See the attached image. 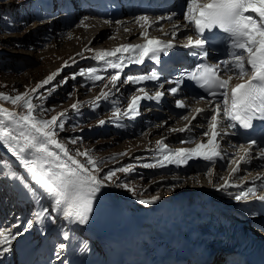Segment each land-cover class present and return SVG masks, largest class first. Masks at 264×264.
Returning a JSON list of instances; mask_svg holds the SVG:
<instances>
[{"label": "snow or ice", "instance_id": "6c2138e0", "mask_svg": "<svg viewBox=\"0 0 264 264\" xmlns=\"http://www.w3.org/2000/svg\"><path fill=\"white\" fill-rule=\"evenodd\" d=\"M175 13L167 16H160L153 19L148 15H140L134 18L135 23L142 29L140 38L145 42L143 44H123L113 50H100L94 53L97 61L104 62L107 67L116 70L115 74L108 78L113 89L121 82V73L125 66L132 64H143L145 60L159 62L161 53L167 55L168 51L175 47L173 43L178 37L180 25L174 22ZM186 22L185 28H191L193 34L197 37L193 40L192 35H187L186 45L192 51L189 55L196 57L200 63L193 66L192 69H185L178 75L174 81L176 86L169 89L175 96L180 91V86L185 80L194 82L198 87L205 90L209 99V111L212 113L206 119L208 121V131L203 135L208 136L206 142L197 143L194 148H180L175 151L169 150L163 140L157 141L158 157L153 163H144V168H166L168 165L180 167L187 165L193 158L203 159L209 165H214L218 159H223L221 143L218 137L227 135V131H222V125L226 122L228 129L260 130V136L264 141V0H187L186 11L182 14ZM90 19L85 16L80 20L79 26L87 27L85 21ZM167 20L173 24L171 39L164 42L159 38L151 37L149 29L156 27L160 21ZM104 23L110 24L112 21L105 20ZM116 23H120L117 21ZM125 32L130 31L124 27ZM163 31L162 27L157 28ZM215 30L225 34V39L230 41L228 44V59L220 60L216 64L204 63L208 59V50L205 47L209 43L210 36ZM167 35V33H165ZM114 38V37H112ZM86 51H92L86 48ZM78 55H83L78 53ZM73 60L75 58H72ZM68 63L65 62L64 67ZM227 75V79L223 75ZM59 72L53 73L44 79L36 89L49 85ZM81 76H86L93 83L105 79L97 69L90 68L87 71L81 70ZM233 76L244 81L230 87ZM75 75L72 79H75ZM157 81L159 75L151 72L146 75L129 76L124 83L142 84L145 81ZM67 81L65 80L64 83ZM108 85L106 84L105 87ZM55 91L50 88L49 92ZM143 96L134 95L128 103L127 110L123 113L117 108L113 112L114 118L118 121L121 116L134 118L139 114L140 101L152 99L157 102L163 97L164 93L157 91L154 96H149L144 88H139ZM106 99L107 92H101ZM99 100L100 97H97ZM204 99L203 97L197 98ZM0 101L11 103L21 108L20 112L10 111L7 108L0 107V144H2L12 156L18 161L32 181L42 190V197L48 198L52 202V209L62 215L68 224L83 225L93 211V204L101 190L109 183H116L117 171L128 174L132 171L131 165L119 169L109 170L104 175H99L100 167L105 162L96 159L91 150L80 152L77 150L75 155L71 154L64 144L57 140L56 129L61 131L64 124L60 117L53 116L50 120L40 118L36 106L32 103L29 93L18 94L15 97L0 93ZM73 109L77 105H72ZM177 109H186L188 105L182 99L175 101ZM46 111V109H42ZM196 115H192L191 120H195L197 115L204 112L203 109H195ZM63 116V113L60 114ZM181 118L189 121L185 128L171 129L174 132H184L191 130V120L188 114L181 113ZM259 121V125L255 122ZM101 124L104 121L100 122ZM235 134V131L232 132ZM183 143L194 142L182 141ZM72 144L77 140L73 139ZM258 144L257 139H252L247 147L240 146L239 160L246 161L251 155V149ZM78 157H84L85 162H81ZM258 158L264 161V143H261ZM236 167L232 168L230 177L235 176L239 171V164L232 161ZM211 170L206 171V175L211 176ZM15 179L28 189L33 197L36 193L29 188L23 177L15 176ZM256 180L264 182V177L257 175ZM255 184V180L253 181ZM116 186L123 187L129 192L134 193V189L127 183H116ZM230 179H225L221 188L231 187ZM220 190V189H218ZM255 197L264 202V195H257L255 187H248L240 191L235 199L237 201L247 200L249 197ZM159 199L153 196L149 200H140L144 205L155 203ZM48 208H42L35 213L36 222L42 223L48 216ZM29 221L28 227L32 226ZM20 233H12L8 229H0V244L10 246ZM64 238L68 239V232H64ZM65 245L61 244L60 248ZM4 251H8L6 247ZM59 255V253H57Z\"/></svg>", "mask_w": 264, "mask_h": 264}, {"label": "rangeland", "instance_id": "374dc122", "mask_svg": "<svg viewBox=\"0 0 264 264\" xmlns=\"http://www.w3.org/2000/svg\"><path fill=\"white\" fill-rule=\"evenodd\" d=\"M25 2L26 0H0V93L12 97L24 93L31 94L32 89H36L37 86L46 77V75L50 73V71H53L54 73L60 67V61L67 58V53L69 50H74V53H77L78 51H82L85 48V44H82L84 43V40H80L82 32L74 33L75 35H72L74 42L69 41L72 38H67V34H65L61 38L57 37V41L56 39L50 41V43H48L46 46H37L36 44L40 40V30H35V32L34 30L32 31V29H35L34 24L37 22L33 23L32 26H30L31 24L25 26V19H21L18 25H16V28L19 29L18 32L15 31L5 33V31L1 27V23H8L9 21H4V19L7 18L4 13H6L7 11L9 13L14 9L23 8ZM18 14L19 11L15 15V17L11 18V21H14V19L18 17ZM13 24L14 22H12L10 25ZM78 29H80V27L75 29L74 32H76ZM42 33L44 35L43 31ZM111 36L112 35L108 36L106 39L103 38L102 40L104 41L100 43V45H104V43H106L105 40H108ZM75 42L77 45H75ZM74 46L75 48H72ZM85 55L87 54L83 53L82 57ZM77 58L79 59V57H75L74 60H76ZM72 60L73 59H70V61ZM15 68H20V71H17L18 69ZM73 75H75V73L66 72L62 76L61 74L56 76L57 79H60L56 85L52 86L54 88H58L57 90L50 93V87L45 89L43 87L41 88V90H43L42 92L31 97L32 103L37 108L36 114L42 119L50 120L53 116L59 115V113L63 111V109L67 110V114H64L60 117L61 122L64 124V129L62 131L59 128L56 129V138L59 143L64 144L69 152L73 153L74 155L77 150H79L80 152L91 150L93 156L96 159L105 161L100 167L99 175L101 176L109 170L121 168L120 165L124 164L127 161H136L143 159L139 158L141 155L140 152H137V150L141 148H147L148 140L130 139L118 141V136L110 138L106 137L105 135L101 136L99 134H96L95 136L90 137L86 136L84 132L76 133V130L79 127L77 124L78 118L71 112L72 105L75 103L78 106L89 104L87 100L93 99L96 94L100 93L102 91L103 84L100 83L99 85H91L90 87H80L76 89V86L72 85L69 80V77ZM65 80L67 81L66 83H64ZM104 82H107V80ZM132 95L133 94H131L128 99L132 98ZM0 103L5 104L9 108L17 109L19 112L21 111V108L19 106H14L11 103H7L4 101H0ZM42 109H46V111H42ZM94 109L96 108L94 107ZM83 116L87 117L86 114H83ZM180 122L182 125V120H176L173 124L176 123L178 125L173 126V124H170L171 126L166 128L165 131L169 133L167 129H176L180 127ZM160 136L163 137L162 134H160ZM73 139L77 140L76 144L71 143ZM119 155L126 156L115 164L114 162H111V160L114 158L112 156ZM79 158V160L85 162L84 157ZM136 164L141 165L140 163ZM147 170L148 168H139V170L136 169V173L130 172L128 174L117 171L116 175L118 180L116 181V183H127L129 187L134 189V193L136 195L146 197L159 193H163V195L167 196L173 194L174 192L179 193L186 187H189L190 184L198 185L200 183H209L208 176L203 177L204 175L200 174V176H202L200 177V179H198L199 174L194 175V177L193 174H188L187 176L183 177V180L185 179V181H181L178 186L174 188H162L161 185H158L160 176L149 178L150 172H148ZM11 173H17L18 177H22L20 171L9 160L7 154L0 152V196L3 200H6L8 204L13 205L14 207V205H17L18 202H20V198H22V195L32 194L28 189L21 190L18 186L19 180L15 179V177L12 176ZM221 175L222 177L219 178V182L223 181V179L225 178V174ZM215 176H218V174H215L213 178H215ZM116 183L109 184H111L117 190V192L121 191V194L119 195L123 194V190H125L124 192H128L125 188L116 186ZM128 195L135 196L134 194ZM39 201L42 202L40 198ZM50 204L52 206L51 201ZM43 205L44 204L40 206L42 207ZM51 206H45V208L49 209L50 216H52ZM34 207L35 206L33 203H29L28 208L31 212L32 222H34V213L32 210ZM63 230H67V228L64 227ZM83 233L87 234L86 232ZM85 239L88 240V238ZM95 244H97L96 241ZM84 246L87 249H90L89 251H87L86 249V253L90 254L93 248L86 246V244ZM95 251H93L90 257L94 256Z\"/></svg>", "mask_w": 264, "mask_h": 264}, {"label": "bare ground", "instance_id": "6f19581e", "mask_svg": "<svg viewBox=\"0 0 264 264\" xmlns=\"http://www.w3.org/2000/svg\"><path fill=\"white\" fill-rule=\"evenodd\" d=\"M87 17H89V16H87ZM89 18L90 19L85 21V24L87 25L86 28L83 26H79V23H78V26L76 25V27L71 28L70 30H68L66 32V34H67L66 37L69 39L72 38V35L74 33H81L82 32L81 36H80V40H84V43H82V44H85L84 45L85 48L82 51L81 50L78 51L77 53H74V50H69L67 53V58L60 61V67L54 73L59 72V75H60L65 70H71L73 65L80 66V67H86V66H90V65L95 64V65H104V68H109V67H107V65L104 62L97 61L94 58V53L96 51H100V50H109L110 51V50H113L120 45H123V44H128V43L134 44V43H140V42L144 41L143 39L140 38V33H141L142 29L135 23V20L129 22L128 24H126L122 28L121 27L116 28L115 26H113L116 22H113L112 24H106V23H104V21H101V20L97 19L96 17H89ZM152 18L155 19L156 17H152ZM125 19L128 20L129 17H126ZM125 19L122 18L120 21H123ZM177 21H174V22L177 23ZM179 21L183 22L182 19ZM116 25H118V23H116ZM171 25H173V24L172 23L164 24L162 28L166 27V30H167V28ZM182 26L184 27V24ZM78 27H80V29H78L76 32H74L75 29H77ZM124 27H127L128 29H130V31L125 32L123 30ZM34 28L35 29H32V31L34 30V32H35V30H37V31L41 30L42 31L43 29H46V24L40 25L38 23H35ZM186 29L188 31L189 28H186ZM159 32L160 31L157 30V27H155L153 30H151V31L149 30V35L151 37H156L159 34ZM54 33L56 34L57 31L55 30ZM110 35H112V36L108 40H105L106 43H104V45H100V43H102L104 41L102 39L103 38L106 39ZM112 37H114V38H112ZM56 41H57V39H56ZM69 41L74 42L73 38L70 39ZM75 45H77L76 42H75ZM72 48H75V46ZM86 48H91L92 51L86 52V50H85ZM78 53H82V54L85 53L87 55L82 57V55H78ZM75 57H79V59L77 58L76 60L70 61V59L75 58ZM65 62L68 63L67 67H63L65 65ZM61 66L63 68H65V70H60ZM104 77H105L104 81H106V80H108L109 76H104ZM239 80L240 79L233 76L231 84L234 85L235 83L239 82ZM102 81H99L98 84H95V85H99L100 82H102ZM54 82L55 81L53 80L49 85H46V86H50ZM124 87L126 89L132 88L130 84H126ZM136 94H139V92L133 93V95L131 97H133ZM136 96H140V95H136ZM130 101H131V98L129 99V102ZM0 107L7 108L10 111L19 112L17 109L9 108L8 106H6L5 104H2V103H0ZM164 120H166V126H162V124L164 123ZM171 121H172L171 119L167 120V117L161 118L158 121L157 127H158V130L160 131V133L163 135L164 144L169 143L171 141H175L176 139H179V137H180V132H178V131L177 132L171 131L169 133H167V131H165L166 128L171 126L170 125ZM179 124L181 125V122ZM176 125H178V124H176V123L173 124V126H176ZM184 125H185V123H184ZM222 127L226 128V122H224ZM0 146L4 149V151L7 153V155L15 162V164L17 166H19V163H18V161H16L15 157L12 156L11 153L8 152V150L2 144H0ZM251 152H252V155L246 161H244V162H241L240 160L236 161L240 166L239 171L237 173L241 172L243 168H246L247 170L244 171L245 174L246 173H252V175L244 177L242 187L243 188L244 187H247V188L248 187H255L257 189V191L260 189V192L257 193V195H264V182H262L261 180H256L257 175L264 177V161H262L258 158L259 149H255L252 147ZM260 166H262V168H259ZM19 168L24 172V174H26L27 177H29L28 174L25 172V170L22 167L19 166ZM216 168H217V166H214V170ZM198 174H199L198 179H200V177H201L200 173H198ZM215 174L219 175V172L216 171L214 173V175ZM228 176H230V174ZM254 180H255V184H253ZM194 185L195 184H192V185L190 184L189 187H186L184 190H182L176 194H170V195L165 196V195H163V193H159V194L150 195L148 197L141 196V195L131 196V195H126L124 193L122 195H119L117 190L112 185L104 187L101 190V193L98 194L97 199L93 204V211H92V213L88 219V222L86 224H83V225L74 224V230L76 231V233H78L79 231L80 232H86L97 243L96 244L97 245L96 251L94 250L95 254H94V256L91 257V258H96V259H94L90 262H84L83 264H115L112 261V254H111V249H110L109 241H108L109 239H108L107 234L105 233V225L108 222L110 214L115 213V212L127 213L130 210H134V211L143 210L146 207L144 204H141L139 201L142 199L149 200L153 196L159 197V199H157L155 202V203H158V202L162 201L163 199L170 198L171 196H176V195L184 196V195H182V193H184L186 196L189 191H193V190H202V191L213 190L214 191L213 187H215L213 185L205 187V186H203L205 184H201V183L198 185H195V186ZM114 191H115V194H114ZM249 203L254 205L256 208H258L261 201H259L255 197H250ZM57 214L59 216H62L58 212H57ZM76 237L70 239L69 242L73 243L74 240L76 239ZM209 264H213V263H209Z\"/></svg>", "mask_w": 264, "mask_h": 264}]
</instances>
